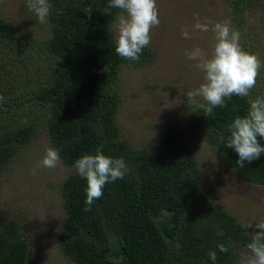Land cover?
Returning <instances> with one entry per match:
<instances>
[{
    "label": "trees",
    "instance_id": "1",
    "mask_svg": "<svg viewBox=\"0 0 264 264\" xmlns=\"http://www.w3.org/2000/svg\"><path fill=\"white\" fill-rule=\"evenodd\" d=\"M43 1L49 34L41 40L13 45L17 32L0 16V46L27 58L16 55L15 66L0 64V73L21 71L19 63L30 70L37 45L48 57L40 78L32 74L30 97L44 109L52 151L82 168L60 185L63 255L75 264H116L117 257L118 264H239L235 248H249L252 237L200 186L191 144L168 131L155 148H133L121 135L120 68L145 65L153 56L144 42L112 35L124 0ZM224 1L241 23L248 1ZM190 119L224 165L264 186V123L248 92L230 90L207 109H193ZM33 133L29 124L0 129V171ZM0 264H29V243L14 218L0 223Z\"/></svg>",
    "mask_w": 264,
    "mask_h": 264
},
{
    "label": "rangeland",
    "instance_id": "2",
    "mask_svg": "<svg viewBox=\"0 0 264 264\" xmlns=\"http://www.w3.org/2000/svg\"><path fill=\"white\" fill-rule=\"evenodd\" d=\"M243 21L232 17L224 0H124L111 24L114 37L150 46L142 66L123 65L117 87V123L133 148H155L162 135L175 131L191 144L199 184L213 203L234 215L252 237L249 248H235L239 264H264V186L250 183L224 165L207 140L191 127V111L210 107L230 90L249 94L264 123V0H247ZM43 0H0V16L17 32V42L49 34ZM21 71L0 73V129L32 125L33 136L8 158L0 171V223L19 221L29 243V264H75L60 250L57 233L65 218L60 185L82 168L66 165L52 151L44 109L31 99L48 57ZM0 64L13 67L17 57L6 46ZM3 54V53H2ZM17 55V57H16ZM21 95L11 108L4 103ZM116 264L120 257L114 258Z\"/></svg>",
    "mask_w": 264,
    "mask_h": 264
}]
</instances>
